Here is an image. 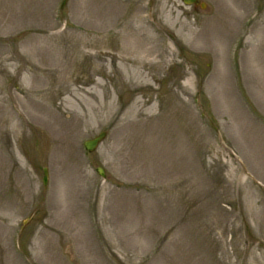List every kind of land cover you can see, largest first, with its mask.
<instances>
[{
  "label": "rangeland",
  "instance_id": "rangeland-1",
  "mask_svg": "<svg viewBox=\"0 0 264 264\" xmlns=\"http://www.w3.org/2000/svg\"><path fill=\"white\" fill-rule=\"evenodd\" d=\"M201 1L0 0V264H264V0Z\"/></svg>",
  "mask_w": 264,
  "mask_h": 264
},
{
  "label": "bare ground",
  "instance_id": "bare-ground-1",
  "mask_svg": "<svg viewBox=\"0 0 264 264\" xmlns=\"http://www.w3.org/2000/svg\"><path fill=\"white\" fill-rule=\"evenodd\" d=\"M118 17H113V19H111V21L109 23H111V25H114V24H117L118 23V20H117ZM139 19L141 20V22H144V19L143 17L139 14ZM127 49H132L136 52H145V53H149L150 51H152V49H157L155 45L153 46H147L145 43H140L139 41H131L129 42L128 46H127ZM124 53H127L124 49L123 51ZM147 55V54H145ZM161 53H157L156 55V63H157V66L160 67L161 65ZM128 62H130V65H131V68L133 69V72L134 74H139L140 73V69L141 68H145L147 65H149L148 67H151L152 65L150 64H146L144 60H141L140 61H137L135 60L134 58L130 59Z\"/></svg>",
  "mask_w": 264,
  "mask_h": 264
},
{
  "label": "water",
  "instance_id": "water-1",
  "mask_svg": "<svg viewBox=\"0 0 264 264\" xmlns=\"http://www.w3.org/2000/svg\"><path fill=\"white\" fill-rule=\"evenodd\" d=\"M185 4H194V5H200L201 7L205 6L204 2H200V0H182ZM66 2V0H62V5H64V3ZM106 132L104 130L100 131L96 136L87 139L84 141V146L88 151H94L97 144L105 137ZM97 172L101 175L104 176V170L102 167L98 166L96 168ZM43 178H42V183L45 186L46 182H47V171L46 168H43Z\"/></svg>",
  "mask_w": 264,
  "mask_h": 264
}]
</instances>
